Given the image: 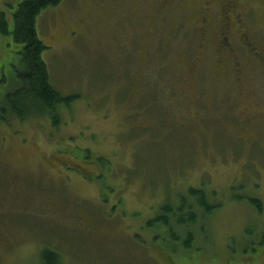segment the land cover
Wrapping results in <instances>:
<instances>
[{"label": "rangeland", "instance_id": "rangeland-1", "mask_svg": "<svg viewBox=\"0 0 264 264\" xmlns=\"http://www.w3.org/2000/svg\"><path fill=\"white\" fill-rule=\"evenodd\" d=\"M164 1L64 0L38 18L52 85L75 99L58 126L0 120V264H40L45 247L63 264H264V76L248 63L243 87L216 68V26L198 27L207 0ZM232 1L256 6L264 44V0ZM11 40L0 33V94L20 86ZM204 186L222 207L191 247L188 231L148 228Z\"/></svg>", "mask_w": 264, "mask_h": 264}, {"label": "trees", "instance_id": "trees-1", "mask_svg": "<svg viewBox=\"0 0 264 264\" xmlns=\"http://www.w3.org/2000/svg\"><path fill=\"white\" fill-rule=\"evenodd\" d=\"M17 1L16 6L8 3L0 12V33L12 37L7 46L16 47L17 52L12 51L20 57L16 65L18 71L12 78L20 86L13 89L10 82L9 89L1 92L0 120L10 121L17 116L21 120L48 116L58 126L62 123L59 107L68 108L75 97H64L53 87L50 69L43 58L49 48L40 38L37 22L44 10L59 6L64 0ZM187 194L181 197L178 205L163 204L160 214L148 223V228L170 234L175 239H178L177 229L188 231L185 247L189 248L194 240L190 229L212 216L222 204L212 200L205 186L190 188ZM212 194L216 197L215 193ZM240 198L248 201L258 212L262 211L263 204L257 199ZM40 264H63V258L56 250L45 247L40 252Z\"/></svg>", "mask_w": 264, "mask_h": 264}, {"label": "flooded vegetation", "instance_id": "flooded-vegetation-1", "mask_svg": "<svg viewBox=\"0 0 264 264\" xmlns=\"http://www.w3.org/2000/svg\"><path fill=\"white\" fill-rule=\"evenodd\" d=\"M212 1L214 0H207L206 7L200 12L201 19L198 25L200 38L202 36L206 39L210 34V27L215 24L217 33L211 41V46L216 55V68L228 75L231 73L230 77H227L230 78V83L244 87L248 81L245 80L248 63L255 72L259 71L264 76V44L256 38L260 27L256 18V6L249 3L246 5V12L242 13L236 11L237 4L232 0L225 4L214 3V6L211 4ZM244 2L248 3L247 0ZM171 3L172 0H165L159 11L164 12ZM157 18L161 19L160 16ZM191 71H194V68ZM244 100L249 105L244 107L243 112L246 116L243 123L248 129L250 144H258L259 140H256L252 132L256 126L254 122L257 116L253 110L250 111L251 98L246 96ZM245 108H248L247 112Z\"/></svg>", "mask_w": 264, "mask_h": 264}]
</instances>
